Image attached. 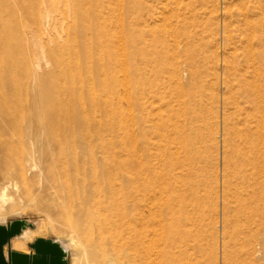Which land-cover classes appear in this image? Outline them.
<instances>
[{"label": "rangeland", "instance_id": "rangeland-1", "mask_svg": "<svg viewBox=\"0 0 264 264\" xmlns=\"http://www.w3.org/2000/svg\"><path fill=\"white\" fill-rule=\"evenodd\" d=\"M112 2L111 15L105 14V17H112V30L120 42L113 50L119 64L118 83L112 96L113 118L123 128L116 131L114 139L103 136L101 145L113 142L114 157L122 154L123 159H128L130 149L138 142L137 153L143 154L139 126L146 119L151 190H179L182 245L184 248L186 244L193 245L190 252L193 264H264V142L258 143V190H246L238 175L232 176L233 188L228 193L233 202L229 208L225 204L226 172L230 168L226 167L225 158L228 155L234 162L242 158L236 150L228 151V142L234 140L237 148L246 150L247 138L252 142L258 139L255 97L247 88L254 87L258 94L262 87L260 95L264 101V66L260 67L258 58L264 55V0H140L136 2L141 3L137 22L131 13L133 0ZM16 5L15 0L2 4L0 37L3 39H11L16 34L15 21L6 11ZM56 30L63 32L60 24ZM140 30L145 34V45L139 46L145 49L146 61L142 63L138 59V63L132 64L131 55L139 48L131 45L130 37ZM77 33L81 40L88 39L84 28L77 29ZM255 35L260 42L252 39ZM42 38L45 46H53L49 35L42 34ZM3 42L0 44V99L15 98L19 112L32 118L38 99L34 77H39V81L47 77L53 84L66 82L54 77V66L45 67L43 63L40 68L36 67V75L32 72L35 65L21 64V56L32 50L28 41L23 45ZM251 43L253 46H249ZM124 60L129 62L127 75L121 70ZM173 63L178 68H173ZM144 66L147 94L139 101L141 90L136 84L142 71L138 67ZM83 74L87 75V71ZM96 92L103 94L99 89ZM137 99L146 103L147 111L134 105ZM169 120L176 128L167 126ZM168 149L176 154L173 160L176 169L172 172L164 166ZM0 173V192L7 200L0 201V223L27 221L31 238L27 254H32L31 245L36 239L56 240L59 232L53 229L49 216L32 205L24 185L15 180L10 184ZM124 189L132 190V187L125 185ZM256 207L262 213L252 219L250 215ZM249 243L246 249L244 246ZM9 250H12L10 244L5 247L6 255ZM71 257L69 254L68 264ZM80 262L90 264L92 260L81 258Z\"/></svg>", "mask_w": 264, "mask_h": 264}, {"label": "bare ground", "instance_id": "bare-ground-1", "mask_svg": "<svg viewBox=\"0 0 264 264\" xmlns=\"http://www.w3.org/2000/svg\"><path fill=\"white\" fill-rule=\"evenodd\" d=\"M6 1L0 0V14L4 13L2 4ZM15 1L17 5L6 11L15 21L16 34L11 39L0 37V44L4 41L23 45L28 41L32 50L21 56V64L35 65L32 72L36 75V67L40 68L41 64L54 66V77L67 83L53 84L47 77L39 81V77L33 76L38 99L32 118L19 112L15 98L0 99V171L8 183L15 180L24 185L32 205L49 216L53 229L60 234L56 240H42L58 247L61 261L66 264L69 254L72 256L70 264H84L81 258H90V264H193L190 253L193 245L186 244L185 248L182 245L179 190H151L147 154L150 147L146 138L148 121L143 118L139 126L143 134L140 149L143 154L137 153L138 142L130 149L128 159H123L122 154L114 157L113 142L101 145L103 136L114 139L116 131L123 128L122 123L117 126L113 118L115 102L112 96L119 68L113 50L120 42L116 41L112 30V17H105V14L111 15L112 0ZM133 1L131 13L137 22L141 3ZM59 24L63 32L56 30ZM80 28L87 31L86 41L78 37L77 29ZM42 34L51 37L52 47L45 46ZM252 39L261 41L257 35ZM144 40L143 30L135 31L130 37L131 45L139 48L131 55L132 64L146 61L145 49L139 46ZM261 55L258 58L263 67L264 55ZM128 64L127 61L121 64L125 75ZM172 66L178 68L177 63ZM138 69L142 74L136 87L141 90L139 101H142L147 94L144 87L146 68ZM84 70L87 75L83 74ZM97 89L103 94L97 95ZM247 90L255 97L253 108L258 139L252 142L247 138L249 147L246 150L237 148L234 140L228 142L229 152L236 150L242 155L241 160L235 162L228 155L225 158L226 167H230L226 172L225 191L228 208L233 202L228 193L233 188L232 176L238 175L246 190H258V143L264 142V101L260 95L263 89L261 87L258 94L252 86ZM136 101L134 105L147 111L145 102ZM174 125L172 120L167 123L168 127ZM170 137L168 140L172 142ZM169 149L164 166L172 172L176 169L173 161L176 154ZM125 185L132 190H125ZM0 201H7L1 192ZM261 213L256 207L250 217L258 218ZM0 226L7 224L1 221ZM27 227L25 221L21 231L8 244L11 251L29 257L33 253L27 254V243L31 239ZM244 247L249 249L250 243Z\"/></svg>", "mask_w": 264, "mask_h": 264}, {"label": "water", "instance_id": "water-1", "mask_svg": "<svg viewBox=\"0 0 264 264\" xmlns=\"http://www.w3.org/2000/svg\"><path fill=\"white\" fill-rule=\"evenodd\" d=\"M24 224V220H15L7 226H0V264H66L61 261L62 253L59 248L42 239L31 245L32 256L20 255L10 250L6 258L4 247L21 231Z\"/></svg>", "mask_w": 264, "mask_h": 264}]
</instances>
